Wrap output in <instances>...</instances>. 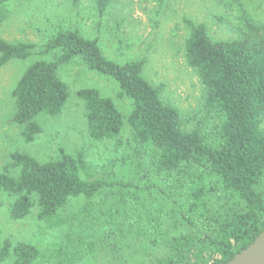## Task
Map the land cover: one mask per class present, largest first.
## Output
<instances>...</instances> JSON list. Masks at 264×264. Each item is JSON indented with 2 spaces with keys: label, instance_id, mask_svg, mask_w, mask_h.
Returning <instances> with one entry per match:
<instances>
[{
  "label": "trees",
  "instance_id": "obj_1",
  "mask_svg": "<svg viewBox=\"0 0 264 264\" xmlns=\"http://www.w3.org/2000/svg\"><path fill=\"white\" fill-rule=\"evenodd\" d=\"M9 1L0 0V24L8 17ZM71 1L74 6L81 2ZM114 1L95 0L98 15L104 17ZM241 13L242 32L228 41H214L204 24L185 21L190 30L186 62L198 75L206 111L215 120L207 131L188 129L182 113L164 100L165 86L145 79L144 61L110 60L97 39L77 30L61 31L47 42L43 54L59 55L33 62L13 91L12 123L25 141L42 134L39 116L63 113L70 91L59 69L79 59L115 81L119 99L132 101L125 118L99 90H79L91 140L114 141L122 148L127 121L140 155L135 171L144 175L136 184L114 183L92 179L83 153H63L46 163L13 154L0 173V189L16 198L10 217L26 219L37 207L39 220L51 229L69 228L66 244L46 251L6 240L0 264L11 258L12 264H143L142 254L151 249L162 254L155 264H226L254 243L264 231V26ZM35 49L31 43L0 40V67L30 58ZM10 169H20V175L10 176ZM112 188L119 191L109 193ZM103 194L110 204L99 208L95 200ZM79 198L86 201L85 211L65 221L64 212Z\"/></svg>",
  "mask_w": 264,
  "mask_h": 264
},
{
  "label": "rangeland",
  "instance_id": "obj_2",
  "mask_svg": "<svg viewBox=\"0 0 264 264\" xmlns=\"http://www.w3.org/2000/svg\"><path fill=\"white\" fill-rule=\"evenodd\" d=\"M6 10L8 17L0 24V40L31 43L36 49L30 58L12 60L0 67V173L11 163L15 153L29 155L41 163L57 160L63 153H83L91 167L92 179L114 183L136 184L140 175H144L142 171H135L140 155L135 151L137 146L131 128L125 121L120 149L115 147L114 141L91 140L85 105L77 98V92L99 90L103 96L114 100L125 118L132 110V101L119 99L118 84L92 72L79 59L59 69L60 79L69 86L70 98L60 116L42 115L36 119L43 128L42 134L27 143L22 129L12 123L16 111L13 91L25 71L33 62L52 61L60 53L43 54L47 42L61 31L77 30L87 39H97L103 54L110 60L121 64L144 61L145 79L154 86H165L164 100L182 113L188 129L201 126L207 131L215 120L206 111L204 87L186 62L185 45L190 30L185 21L204 24L214 41L234 40L240 36L241 11L264 26V0H115L104 17L98 15L95 0H81L77 6L71 0H10ZM142 160L147 168L146 159ZM9 175L18 177L20 169H10ZM138 185L142 188L145 183ZM260 190L264 196V182ZM112 191L118 192L119 188L108 190ZM15 199L0 189V247L6 240L14 244H33L42 251L66 244L69 226L51 229L39 220L37 207L26 219L13 220L10 207ZM109 200L105 201L103 194L95 200L99 202L96 206L104 208L110 204ZM127 200L133 201V196ZM85 204L84 198L72 201L63 214L65 221L84 212ZM161 256L159 249H151L142 254V262L155 264ZM12 263L13 258L3 264Z\"/></svg>",
  "mask_w": 264,
  "mask_h": 264
},
{
  "label": "water",
  "instance_id": "obj_3",
  "mask_svg": "<svg viewBox=\"0 0 264 264\" xmlns=\"http://www.w3.org/2000/svg\"><path fill=\"white\" fill-rule=\"evenodd\" d=\"M226 264H264V231L253 244Z\"/></svg>",
  "mask_w": 264,
  "mask_h": 264
}]
</instances>
